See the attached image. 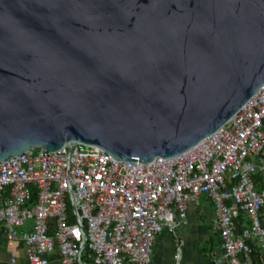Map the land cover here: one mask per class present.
<instances>
[{"label": "water", "instance_id": "water-1", "mask_svg": "<svg viewBox=\"0 0 264 264\" xmlns=\"http://www.w3.org/2000/svg\"><path fill=\"white\" fill-rule=\"evenodd\" d=\"M264 85V0H0V162L179 155Z\"/></svg>", "mask_w": 264, "mask_h": 264}, {"label": "built area", "instance_id": "built-area-1", "mask_svg": "<svg viewBox=\"0 0 264 264\" xmlns=\"http://www.w3.org/2000/svg\"><path fill=\"white\" fill-rule=\"evenodd\" d=\"M263 154L264 85L220 129L174 157L140 163L90 144L34 148L0 162V232L24 243L31 264L54 256L60 264H153L156 237L176 233L206 193L223 258L252 264V242L264 251V188L255 180L264 176ZM241 213L250 222L244 228Z\"/></svg>", "mask_w": 264, "mask_h": 264}, {"label": "crops", "instance_id": "crops-1", "mask_svg": "<svg viewBox=\"0 0 264 264\" xmlns=\"http://www.w3.org/2000/svg\"><path fill=\"white\" fill-rule=\"evenodd\" d=\"M245 218L248 220L246 215ZM0 249V264H31L19 239L0 234ZM261 252L264 253L262 247ZM13 257L15 262L11 261ZM178 260L180 264H228L223 258L215 204L206 193L190 204L187 218L176 233L165 231L156 237L153 264H178ZM50 264H60L59 258L54 256Z\"/></svg>", "mask_w": 264, "mask_h": 264}, {"label": "trees", "instance_id": "trees-1", "mask_svg": "<svg viewBox=\"0 0 264 264\" xmlns=\"http://www.w3.org/2000/svg\"><path fill=\"white\" fill-rule=\"evenodd\" d=\"M264 157V154H263ZM255 180L258 185L259 189L264 188V176L262 174H257L255 175ZM239 227L244 228L247 225H249L248 220H246L244 213H241L239 219L237 220ZM2 235H4V230H1ZM253 254H252V262L253 264H264V253L261 252V245L260 244H255L253 242ZM125 264H130L129 262H126Z\"/></svg>", "mask_w": 264, "mask_h": 264}]
</instances>
